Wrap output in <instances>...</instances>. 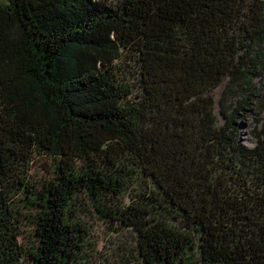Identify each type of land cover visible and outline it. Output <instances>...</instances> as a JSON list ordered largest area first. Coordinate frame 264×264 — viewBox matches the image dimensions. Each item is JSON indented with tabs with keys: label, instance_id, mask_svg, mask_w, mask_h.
Wrapping results in <instances>:
<instances>
[{
	"label": "trees",
	"instance_id": "obj_1",
	"mask_svg": "<svg viewBox=\"0 0 264 264\" xmlns=\"http://www.w3.org/2000/svg\"><path fill=\"white\" fill-rule=\"evenodd\" d=\"M263 69L264 0H0V264H76L80 193L142 264H264V115L249 148L224 105Z\"/></svg>",
	"mask_w": 264,
	"mask_h": 264
},
{
	"label": "rangeland",
	"instance_id": "obj_2",
	"mask_svg": "<svg viewBox=\"0 0 264 264\" xmlns=\"http://www.w3.org/2000/svg\"><path fill=\"white\" fill-rule=\"evenodd\" d=\"M257 75L251 80V86H254V91L258 97L251 104L247 105L248 102H243V99L239 98L232 102L224 101L227 115L229 118L234 116L237 123L238 141L249 148L254 147L256 144L253 131L258 129L260 124V121H256V119L262 118L264 115V69L262 72L258 71ZM224 86L223 82L213 91L216 100L214 112L220 125L225 122L220 114L219 105ZM251 90L253 91V88ZM56 162L44 155L32 154L29 163L23 168L27 172V181L32 190H39L42 185L51 180ZM131 187L132 200H137V198L139 200L141 195L145 193L144 187L140 185ZM19 198H24L22 192L15 195L14 200L16 203L14 202V204L16 206L15 210L21 212L18 240L24 247L28 246L29 234L31 235L33 224L28 216L30 211L23 207V201H18ZM77 198L80 203L77 202L76 205L71 206V209L80 222L84 221L87 224L89 236L87 242L81 248L82 251L76 264H142L137 257L136 238L133 231L118 220H112L102 213H97L84 193H80ZM112 202L115 203V199ZM129 202H131L130 195H124L120 199V207ZM107 204L111 206L110 202H107Z\"/></svg>",
	"mask_w": 264,
	"mask_h": 264
}]
</instances>
